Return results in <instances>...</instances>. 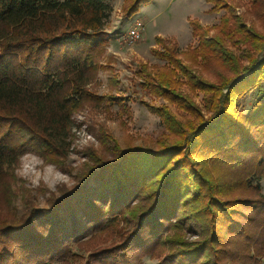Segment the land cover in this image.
<instances>
[{
    "label": "trees",
    "instance_id": "obj_1",
    "mask_svg": "<svg viewBox=\"0 0 264 264\" xmlns=\"http://www.w3.org/2000/svg\"><path fill=\"white\" fill-rule=\"evenodd\" d=\"M111 1L0 0V264H264V34L229 15L211 38L189 20L198 45L182 53L155 37L164 63L135 71L140 89L165 102L141 101L167 131L155 148L91 153L46 207L11 210L24 153L62 167L75 113L88 102L125 105L94 88L109 68L99 59ZM149 2L125 0L123 17ZM226 41L253 49L248 65ZM255 89L249 110L239 108ZM200 91L208 116L193 100Z\"/></svg>",
    "mask_w": 264,
    "mask_h": 264
},
{
    "label": "rangeland",
    "instance_id": "obj_2",
    "mask_svg": "<svg viewBox=\"0 0 264 264\" xmlns=\"http://www.w3.org/2000/svg\"><path fill=\"white\" fill-rule=\"evenodd\" d=\"M124 1L110 2L111 13L104 25L107 46L101 60L99 59L100 64H106L109 68L103 66L98 70L94 88L98 96L113 94L121 99L125 98L126 101H122L125 105L119 108L107 101L96 102V105L88 102L82 110L75 113L72 119L70 152L62 167L45 163L30 152L20 157L18 164L12 168L16 180L12 184L15 197L11 205V210L20 217L26 211L25 202L28 201L37 208L46 207L47 199L57 194L59 189L71 188L78 170L84 164L91 163V153L110 160L113 155L111 149L115 145L123 149L129 145L155 148L167 134L159 116L141 103L145 101L160 105L165 102L154 100L146 91L141 90L139 79L135 76V71L142 65L153 68L164 63L152 52V49L160 48L155 37L176 44L181 53L195 49L198 38L192 35L189 20H195L202 29L207 28L209 33L206 37L211 38L219 31L226 15L232 20L237 18L247 31L252 27L264 34V0H220L222 5L216 9H212L213 4L206 0H151L130 18L122 15ZM257 4H261V9L256 8ZM136 20L144 25L141 39L127 45L122 38ZM233 43L235 42L226 41L229 51L238 58L241 66L248 65L245 57L253 56V49L240 43L231 46ZM197 61L202 63L198 58ZM110 76L112 79H109ZM245 76L247 74L243 77ZM183 91H186L185 87ZM258 97L256 89L251 91L240 100L239 108L249 110ZM203 98L201 91L193 96L194 102L202 109V114L208 116L210 113L205 110ZM103 132L108 133L114 144L107 141ZM260 185L264 194V180ZM194 237L190 235V238ZM144 262L155 263L147 257Z\"/></svg>",
    "mask_w": 264,
    "mask_h": 264
},
{
    "label": "built area",
    "instance_id": "obj_3",
    "mask_svg": "<svg viewBox=\"0 0 264 264\" xmlns=\"http://www.w3.org/2000/svg\"><path fill=\"white\" fill-rule=\"evenodd\" d=\"M144 30V25L140 20H136L127 30L126 34L123 36L122 41L127 45L133 44L141 39L142 32Z\"/></svg>",
    "mask_w": 264,
    "mask_h": 264
}]
</instances>
